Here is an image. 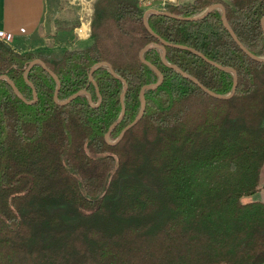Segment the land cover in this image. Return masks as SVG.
I'll use <instances>...</instances> for the list:
<instances>
[{"label":"trees","instance_id":"16d2710c","mask_svg":"<svg viewBox=\"0 0 264 264\" xmlns=\"http://www.w3.org/2000/svg\"><path fill=\"white\" fill-rule=\"evenodd\" d=\"M221 3L242 43L264 57V0H194L162 10L194 17ZM91 43L64 53H21L0 40V75L34 100L25 68L44 60L61 80L59 100L87 89L67 105L54 101L56 80L42 65L28 73L38 100L27 104L0 80V264H264V62L246 54L222 10L192 21L149 14L141 0H97ZM160 38L167 60L197 78L219 99L162 61L145 58L164 75L146 91V111L116 145L105 135L122 112L121 79L128 82L116 140L141 109L140 91L156 71L140 51Z\"/></svg>","mask_w":264,"mask_h":264},{"label":"water","instance_id":"95a60500","mask_svg":"<svg viewBox=\"0 0 264 264\" xmlns=\"http://www.w3.org/2000/svg\"><path fill=\"white\" fill-rule=\"evenodd\" d=\"M215 9H221L222 10V19H223V23L225 25V27L229 30L230 34L232 35V37L234 38V40L237 42V44L241 47V49L248 54L251 58L259 61V62H264V57L262 56H257L254 53H252L243 43L242 41L238 38V36L236 35L235 31L232 29V27L230 26L227 17H226V8L223 4L221 3H215L212 4L210 6H208L201 14L194 16V17H183V16H178L170 11L167 10H159L156 8H149L146 10L145 14H144V24L146 26V28L148 29V31L150 33H152L153 35L159 37L155 31L153 30V28L151 27L149 21H148V15L153 13V14H157V15H164V16H169V17H173V18H178V19H185V20H192V21H197V20H202L204 18H206L213 10ZM262 28L264 31V17L262 18ZM169 45V43L167 41H165L164 39L160 38V43H156V42H152L150 44H147L141 51H140V59L142 60V62L146 63L147 65H149L151 68H153L156 73L159 76V80L156 83H152V84H147L145 86L142 87L141 91H140V100H141V109L140 112L138 114V116L135 118V120L133 122H131L130 124H128L123 131L121 132V134L119 135V137L115 140V141H111L110 140V136L112 131L116 128V126L122 121V119L124 118L125 115V111H126V107H125V97H126V93L128 91V82L122 78L121 76H119L114 68L112 67V65L108 62H98L96 64H94L91 68L90 71V81L96 86L97 88V92L99 93V89H98V85L95 81L94 78V73L101 67L106 66L109 68L111 74L118 78L121 79L124 83V89L123 92L120 96L121 99V104H122V112L121 115L119 117V119L110 127L109 131L107 132V134L105 135V139L107 141L108 144L110 145H116L118 144L125 136L126 132L128 130H130L132 127H134L135 125H137L140 120L143 118L145 111H146V105H147V100H146V91L151 89V90H156L158 89L164 82V75L163 73L151 62H149L148 60H146L145 58V53L147 51H149L150 49L157 47L160 48L163 52V56H162V61L164 64H166L169 67H172L173 69L177 70L178 72H180L183 76H185L188 79H191L192 81H194L196 84H198L205 92H207L208 94H210L213 97L219 98V99H231L232 97H234L236 91H237V87H238V74L237 71L232 68V67H226V66H222L210 59H208L204 54L198 52L197 50H195L194 48H189L187 46H182V45H177V47L183 48V49H188L194 53H196L197 55L201 56L203 59H205L206 61H208L209 63H211L212 65L223 69V70H227V71H231L234 74V81H233V87H232V91L230 94L228 95H219L213 91H211L210 89H208L206 86H204L197 78H195L192 75L187 74L186 72H184L179 66L175 65V64H171L168 60H167V51H166V46ZM40 64L43 66V68L48 71L52 77L56 80L57 83V89L55 91V95H54V101L56 104L58 105H67L70 102H72L73 100H75L77 97L81 96V95H87L90 104L93 107H97L102 98L100 96L99 102L97 104L94 103L93 101V97L92 94L85 88L82 90H79L78 92H76L75 94H73L72 96H70L69 98H67L64 101H60L59 100V92L61 89V80L58 77V75L52 71L46 64V62L40 58L34 59L32 60L28 66L25 68V72H24V77L25 79L29 82V84L31 85L32 89H33V95H34V100L33 101H29L27 100L22 93L20 92V90L18 89V87L16 86V84L13 82V80L7 75H0V80H6L13 88L15 94L22 99L25 103L27 104H32V103H36L38 100V93L37 90L34 86V84L29 80L28 78V73L31 71V69L37 65ZM100 94V93H99Z\"/></svg>","mask_w":264,"mask_h":264},{"label":"crops","instance_id":"0c3cea01","mask_svg":"<svg viewBox=\"0 0 264 264\" xmlns=\"http://www.w3.org/2000/svg\"><path fill=\"white\" fill-rule=\"evenodd\" d=\"M158 1L159 4L157 6L161 7L167 3L184 4L194 0ZM77 3L75 5L70 1L69 3L65 2V0H0V30L8 31L13 34V40L9 44L16 51L21 53L33 51L36 48L44 46L42 45L43 41H49L51 39V37H49L50 35L55 36L56 33L52 30L59 29L61 33H65V30L62 31L63 28L66 29L63 22L65 12L69 15L73 14L74 17L75 13L73 9L79 7L80 12L78 11V18L82 20L84 5L88 3V1L78 0ZM61 8H63L64 11H62ZM71 9L72 12L70 11ZM79 25H75L76 27L73 26V28H75V35H78L77 40L80 39L78 43H85L89 39L91 41V25H86L85 23H81V27ZM81 29L82 31L87 30V32L89 30L88 37H84V35L88 34L85 31L83 35L77 32L79 30L81 31ZM254 196L252 200H261L264 202V189Z\"/></svg>","mask_w":264,"mask_h":264},{"label":"rangeland","instance_id":"374dc122","mask_svg":"<svg viewBox=\"0 0 264 264\" xmlns=\"http://www.w3.org/2000/svg\"><path fill=\"white\" fill-rule=\"evenodd\" d=\"M69 1L74 3L75 5L78 2V0H65V2H67V3H69ZM87 1H88V3H86L84 5V10H83V13H82V15H83L82 20H79V18H78L79 17L78 11L80 12V9H79L78 6H76L78 8L73 9V11L75 13L74 17H73V14L69 15V14H66L67 12H65L64 17H63L64 18L63 22H64V25H65L66 29H64V28L62 29V31L65 30V33H63V32L61 33L59 31V29L52 30L56 34H55V36L50 35L49 37H51V39L49 41H47V40L43 41L42 45H44V46H42L40 48H36L33 51H27V52H32L35 55H39L40 53H44V54H49V53L61 54V53H64L68 49H71V50L72 49H81V48H85V47L89 46V44L91 43L90 39L87 42H85V43H81V42L78 43V41H80V39L77 40L78 39L77 38L78 35L77 36L75 35V32H74L75 28H73V26L79 25V22H80V25H79L80 27H81V23H85L86 25L87 24L88 25H92V21H93V17H94V10H95L94 6H95V2L97 0H94V1L87 0ZM141 2L143 3V5L147 9L156 8V9L162 10V8H163V6H161V7L157 6L159 4L158 0H141ZM61 10L64 11L63 8H61ZM70 11L72 12V9ZM71 12H69V13H71ZM84 31L87 32V30H83L82 31V29H81V31L79 30L77 32L80 33V35H83ZM87 33H85L87 35H84V37H88L89 30H88ZM253 196L254 195H252L250 197H247L246 199L247 200H252Z\"/></svg>","mask_w":264,"mask_h":264},{"label":"built area","instance_id":"2783aa9c","mask_svg":"<svg viewBox=\"0 0 264 264\" xmlns=\"http://www.w3.org/2000/svg\"><path fill=\"white\" fill-rule=\"evenodd\" d=\"M0 40L9 44L13 40V34L8 31L0 30Z\"/></svg>","mask_w":264,"mask_h":264}]
</instances>
